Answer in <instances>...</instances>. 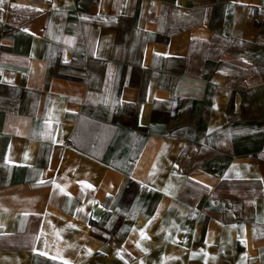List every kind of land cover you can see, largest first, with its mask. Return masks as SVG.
Returning <instances> with one entry per match:
<instances>
[{
    "label": "crops",
    "instance_id": "crops-1",
    "mask_svg": "<svg viewBox=\"0 0 264 264\" xmlns=\"http://www.w3.org/2000/svg\"><path fill=\"white\" fill-rule=\"evenodd\" d=\"M0 264H264V0H3Z\"/></svg>",
    "mask_w": 264,
    "mask_h": 264
},
{
    "label": "snow or ice",
    "instance_id": "snow-or-ice-1",
    "mask_svg": "<svg viewBox=\"0 0 264 264\" xmlns=\"http://www.w3.org/2000/svg\"><path fill=\"white\" fill-rule=\"evenodd\" d=\"M0 3H3V0H0ZM13 7H18V5H13Z\"/></svg>",
    "mask_w": 264,
    "mask_h": 264
}]
</instances>
